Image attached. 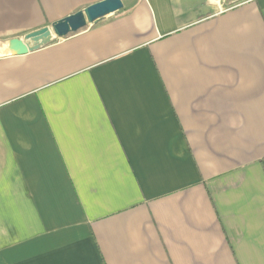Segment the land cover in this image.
<instances>
[{
  "label": "crops",
  "instance_id": "1",
  "mask_svg": "<svg viewBox=\"0 0 264 264\" xmlns=\"http://www.w3.org/2000/svg\"><path fill=\"white\" fill-rule=\"evenodd\" d=\"M0 0V264H264V0Z\"/></svg>",
  "mask_w": 264,
  "mask_h": 264
},
{
  "label": "water",
  "instance_id": "2",
  "mask_svg": "<svg viewBox=\"0 0 264 264\" xmlns=\"http://www.w3.org/2000/svg\"><path fill=\"white\" fill-rule=\"evenodd\" d=\"M122 0H102L87 6L50 26L32 31L23 37L9 40V48L17 55L26 54L47 45L55 38H64L88 26L95 25L103 18L120 11Z\"/></svg>",
  "mask_w": 264,
  "mask_h": 264
},
{
  "label": "rangeland",
  "instance_id": "3",
  "mask_svg": "<svg viewBox=\"0 0 264 264\" xmlns=\"http://www.w3.org/2000/svg\"><path fill=\"white\" fill-rule=\"evenodd\" d=\"M242 1H244V0H229L224 5H222V8L223 9L224 8H229V7L234 6V5H236V4H238V3L242 2Z\"/></svg>",
  "mask_w": 264,
  "mask_h": 264
}]
</instances>
